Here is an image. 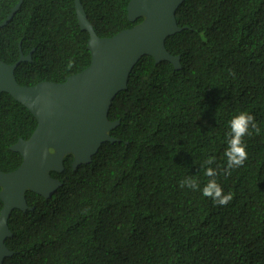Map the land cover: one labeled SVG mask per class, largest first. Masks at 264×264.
<instances>
[{"label":"trees","instance_id":"1","mask_svg":"<svg viewBox=\"0 0 264 264\" xmlns=\"http://www.w3.org/2000/svg\"><path fill=\"white\" fill-rule=\"evenodd\" d=\"M18 0H0V23ZM100 37L142 21L127 18L129 0H81ZM181 31L165 46L181 69L143 56L108 119L120 120L87 165L51 172L61 186L48 199L26 191L25 212L8 219L14 251L3 264H264V0H185ZM89 35L73 0H23L0 30V59L21 85L62 82L90 63ZM251 114L256 129L242 138L247 158L226 173L228 122ZM37 121L9 94H0V170L22 157L10 150ZM212 159V163L207 161ZM214 177L225 205L204 197ZM193 179L192 190L181 183ZM3 204L0 200V210Z\"/></svg>","mask_w":264,"mask_h":264},{"label":"water","instance_id":"2","mask_svg":"<svg viewBox=\"0 0 264 264\" xmlns=\"http://www.w3.org/2000/svg\"><path fill=\"white\" fill-rule=\"evenodd\" d=\"M22 1L11 8L0 30L11 21ZM184 1L129 0L128 20L142 21L113 36L100 37L81 0H73L78 26L89 35L91 58L87 67L62 82L40 81L31 86L17 82L15 69L23 61H32L33 49L24 55L19 46V58L12 64L0 59V94H9L37 121L28 139L20 138L10 146L21 155L20 165L9 172L0 170V264L14 254L5 244L13 235L8 226L11 212L34 209L28 206L25 192L50 198L62 184L51 172H63L65 155H73L71 167L76 170L89 164L103 143L119 141L110 132L120 120L111 121L108 114L116 95L127 88L136 63L148 55L156 64L165 61L175 70L181 69L180 55L169 53L165 41L182 30L176 12Z\"/></svg>","mask_w":264,"mask_h":264},{"label":"clouds","instance_id":"3","mask_svg":"<svg viewBox=\"0 0 264 264\" xmlns=\"http://www.w3.org/2000/svg\"><path fill=\"white\" fill-rule=\"evenodd\" d=\"M22 4V3H21ZM12 20V19H11ZM249 127L256 129L254 118L251 114L241 112L231 118L228 122L229 131L226 133L227 137V148L225 149L224 156L227 159L226 173L230 174V171L234 167L241 166L247 158L246 145L242 142V138L249 134ZM213 161L209 159L208 164ZM205 175L212 177L201 189L204 197H210L214 203L219 205H225L231 200V194H224L223 189L217 183L216 171L209 167L205 171ZM187 186L192 190L198 188L197 183L187 178L181 183V187Z\"/></svg>","mask_w":264,"mask_h":264},{"label":"flooded vegetation","instance_id":"4","mask_svg":"<svg viewBox=\"0 0 264 264\" xmlns=\"http://www.w3.org/2000/svg\"><path fill=\"white\" fill-rule=\"evenodd\" d=\"M27 211V210H26Z\"/></svg>","mask_w":264,"mask_h":264}]
</instances>
